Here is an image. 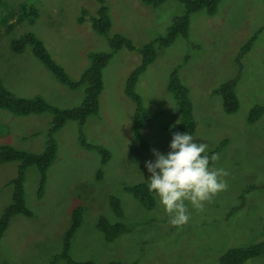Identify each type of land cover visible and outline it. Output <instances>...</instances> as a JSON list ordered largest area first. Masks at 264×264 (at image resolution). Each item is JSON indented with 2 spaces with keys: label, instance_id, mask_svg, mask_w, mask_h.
I'll list each match as a JSON object with an SVG mask.
<instances>
[{
  "label": "rangeland",
  "instance_id": "374dc122",
  "mask_svg": "<svg viewBox=\"0 0 264 264\" xmlns=\"http://www.w3.org/2000/svg\"><path fill=\"white\" fill-rule=\"evenodd\" d=\"M36 7L38 17L18 22L12 13L24 2ZM111 21L108 36L128 38L137 48L163 36L172 19L183 12L180 4L166 1L157 8L140 0H103ZM101 6L99 0H0V82L17 97H41L62 109L78 107L84 90L70 91L33 56L27 46L14 53L10 42L32 33L45 45L54 61L71 80L89 65L88 54L108 51L105 37L90 26ZM84 9L88 14L78 23ZM250 51L241 60L235 88L238 110L225 114L212 90L237 76L235 58L257 31ZM185 58H187L185 60ZM140 64L135 51L121 49L103 70L104 88L97 116H88L83 134L90 144L110 152L102 165L96 152L80 147L78 126L68 121L55 135L56 158L47 171L42 197L38 198L39 173L25 171L24 201L32 217L13 216L0 239V264H67L54 257L62 252L63 237L76 208L81 224L71 239L70 257L95 264H219L228 250L261 240L264 228V113L248 124L249 112L264 108V0H221L217 12L191 16L187 39L177 38L160 50L156 60L139 76L135 86L149 119L140 134L151 143L141 161L131 157L135 106L124 94L129 74ZM178 68L192 104L197 142L214 151L219 161L211 166L225 169L227 190L218 193L203 211L188 205L190 220L177 228L155 199L145 210L125 186L145 183L150 173L146 161H155L153 150L163 153L178 130L179 113L167 91L170 73ZM49 116L14 117L0 111V143L39 154L47 139ZM1 138V137H0ZM15 163L0 165V216L12 201L10 181ZM120 201L121 223L127 229L112 242L97 230L100 217L116 222L109 198ZM187 203V202H186ZM244 264H264V255Z\"/></svg>",
  "mask_w": 264,
  "mask_h": 264
},
{
  "label": "trees",
  "instance_id": "16d2710c",
  "mask_svg": "<svg viewBox=\"0 0 264 264\" xmlns=\"http://www.w3.org/2000/svg\"><path fill=\"white\" fill-rule=\"evenodd\" d=\"M166 1H173L180 4L183 12L175 16L171 25L163 36L152 39L141 47L137 48L128 38L115 34L108 36L111 28V21L103 0H99L101 6L97 9L94 17H90V26L97 35L105 37L108 44V51L92 52L88 54L89 65L85 68L77 80H71L64 69L58 65L49 54L44 43L32 33H25L17 39L10 42V49L14 53L22 52L27 46L31 48L33 56L52 74L53 78L63 87L70 91L84 90L82 103L75 108L62 109L48 104L41 97L22 98L17 97L8 91L0 82V110L6 111L14 117H26L30 115L46 114L49 116V128L44 150L39 154L29 153L16 149L7 144L0 145V165L15 163L16 175L10 181L12 186V201L0 216V239L3 236L10 219L15 215H24L32 217L31 211L25 206L24 201V179L25 171L29 167H35L39 173L38 198L42 197L43 187L46 183L47 171L56 158L57 145L54 135L62 129L68 121H74L78 126V143L81 148L96 152L100 157V162L105 165L110 160V152L101 145L90 144L83 134V126L88 116H97L99 112V98L104 88L103 70L109 60L115 53L121 49L135 51L140 55V64L127 77L124 94L130 99L135 112L132 126L133 146L131 148V157L134 161L144 159L146 153L151 150V143L141 134L140 129L146 121L149 114L143 106L140 96L135 91L139 76L154 63L157 54L172 45L177 38L187 39L191 16L197 12L204 11L208 16H213L217 12L221 0H140L142 5L157 8ZM88 13L82 9L78 18V23L85 21ZM12 16L18 18L17 21L32 20L38 17L36 7L30 1L20 4ZM241 47L235 58L238 66V73L233 79L221 84L212 90V94L219 96L222 102V110L225 114L231 115L238 110L239 102L235 93V88L241 73V60L250 51L253 42L258 33ZM187 58H185L186 60ZM178 68H175L169 75L167 91L175 101L178 113V130L181 133L188 132L193 135L194 117L192 104L188 96V90L183 85L178 74ZM264 113V108L256 106L253 108L247 118V123L256 122ZM214 151L207 153L209 157L216 154L224 145ZM169 145L163 147V153L167 154ZM211 164V162H210ZM124 190L130 194L145 210H152L155 207V199L145 183H137L131 186H125ZM109 206L114 213L116 222H110L106 217H100L97 222V230L104 236L109 243L126 232L127 229L121 223L123 212L120 201L116 197L109 198ZM82 211L76 208L72 214L71 225L63 237V248L59 255L54 257L55 261L62 260L67 264H95L91 261L76 262L70 255L71 239L81 224ZM261 240L244 247H238L228 250L219 258V264H244L246 261L264 255V228L260 233Z\"/></svg>",
  "mask_w": 264,
  "mask_h": 264
},
{
  "label": "clouds",
  "instance_id": "9594fccd",
  "mask_svg": "<svg viewBox=\"0 0 264 264\" xmlns=\"http://www.w3.org/2000/svg\"><path fill=\"white\" fill-rule=\"evenodd\" d=\"M169 149L167 154L153 150L155 161L145 162L151 174L146 181L149 191L170 218L169 223L180 228L191 218L189 204L203 211L205 203L227 190L224 178L229 173L223 168L210 167V162L219 161V154L209 157L208 145L197 142L188 132L173 133Z\"/></svg>",
  "mask_w": 264,
  "mask_h": 264
},
{
  "label": "crops",
  "instance_id": "0c3cea01",
  "mask_svg": "<svg viewBox=\"0 0 264 264\" xmlns=\"http://www.w3.org/2000/svg\"><path fill=\"white\" fill-rule=\"evenodd\" d=\"M1 111V110H0ZM31 116H40V115H30V116H26V117H31ZM48 122H49V120H48ZM1 138L0 139H3V137L2 136H0ZM1 144H7L6 142H3V143H0V145Z\"/></svg>",
  "mask_w": 264,
  "mask_h": 264
}]
</instances>
